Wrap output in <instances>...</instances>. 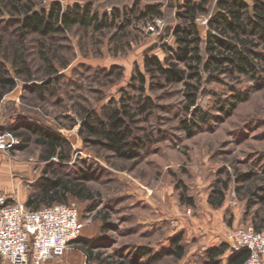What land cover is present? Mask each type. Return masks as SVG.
Here are the masks:
<instances>
[{
	"label": "rangeland",
	"instance_id": "rangeland-1",
	"mask_svg": "<svg viewBox=\"0 0 264 264\" xmlns=\"http://www.w3.org/2000/svg\"><path fill=\"white\" fill-rule=\"evenodd\" d=\"M52 1L35 0L36 9L47 8ZM58 1L66 6L75 0ZM183 1H96L94 7L100 13L117 8L122 14L133 6L143 10L145 5L156 4L162 15L140 20L131 15V23L125 32H120L117 30L122 20L120 14L110 28L101 31L73 28L49 38L57 51L56 75L47 76L43 71L38 37H26L25 55L33 77L30 81L17 78L15 87L3 96L0 130L14 134L12 127L33 122L59 134L68 146L49 160L44 148L33 140L23 148L1 151V157L11 166L10 194L25 205L23 198L35 192L40 178L52 177L50 170H55L57 175L72 178V183L88 195L84 199H69L68 203L76 204L82 224L80 237L89 239L90 247L73 243L62 257L44 264L128 260L133 259L137 248H147L151 253L138 256L135 264H202L206 249L228 244L231 230L253 224L252 213L261 204L252 192L264 195V85L253 87L251 80L237 74H222L218 79L208 80L209 73L204 72L197 105L218 119L201 128L193 127L196 133L192 136L180 122L189 120L195 108L188 114L185 112L183 85L172 83L153 91L146 88L145 95L153 99L156 107L147 117L137 116L138 122L132 125L142 142L139 155L130 160L113 156L92 142L93 138L84 141L79 134L86 113H100L109 102L112 105L119 102L122 95L129 98L128 103L137 97L138 93L128 87L134 67L137 64L143 71L146 52L164 59L161 45H174L171 28L177 22L175 13ZM214 3L215 0L210 3V9H214ZM10 17L7 11L0 15V33L4 31L7 39L13 29L8 26ZM197 22L204 37L205 17ZM148 25L154 30L147 31ZM0 58L3 59L2 52ZM60 62L66 66L59 67ZM261 66L264 75V58ZM6 67L12 73L9 62ZM50 79L45 100H41L30 87ZM245 90H249L248 99L230 115L218 110V101ZM239 174L250 176L238 181ZM81 175L87 178L82 179ZM225 182L227 185L223 187ZM219 188L224 189V202L214 208L209 199L217 195ZM178 234L182 236V258L165 255L154 259ZM226 254L222 256V264ZM0 264L6 263L0 258Z\"/></svg>",
	"mask_w": 264,
	"mask_h": 264
},
{
	"label": "trees",
	"instance_id": "trees-1",
	"mask_svg": "<svg viewBox=\"0 0 264 264\" xmlns=\"http://www.w3.org/2000/svg\"><path fill=\"white\" fill-rule=\"evenodd\" d=\"M96 1L102 0H75L71 4L62 6L58 0L52 1L47 8L36 9L35 0H0V15L7 11L10 14L9 27H13L10 38L7 39L4 31L0 33V101L3 96L16 85V79L30 81L33 77L32 67L27 62L25 55L26 37L36 35L38 37V56L44 65V73L47 76L56 75L57 67L54 61L57 59V51L52 48L49 38L63 35L73 28L92 29L101 31L115 25V20L120 17V11L112 8L110 13H100L94 7ZM213 0H184L177 8L175 17L177 22L171 28L174 45H161L165 57L161 60L156 54L145 53L143 55V71L136 64L130 77L128 87L138 93L132 103L123 95L119 102L103 107L100 113L89 112L83 118L79 134L84 141L100 144L113 156L130 160L139 155L138 147L141 145V137L134 134L132 125L139 119L137 116L147 117L156 107L153 99L145 95L146 88L153 91L156 87L164 88L172 83L183 85L185 98V112L190 109L191 118L181 120L182 128L189 136L196 133L193 127L201 128L209 125L212 119H218L217 115L204 111L197 105L198 92L204 72H208V80L218 79L222 74L245 77L251 80L253 87L264 85V75L261 60L264 58V0H215L214 9H210ZM137 13V14H136ZM131 15L136 19H145L148 16L159 17L161 9L156 4L145 5L143 10L132 7L121 14L122 20L117 24V30L125 32L131 23ZM205 17L206 30L201 36L198 27V18ZM5 30L6 28H2ZM262 46V47H261ZM259 47H261L259 49ZM12 67V73L6 67V62ZM66 63H59V67H65ZM236 76V75H235ZM52 80L45 84L32 85L31 91L45 100L44 93ZM124 91V90H123ZM249 90L237 91L229 97L221 99L218 110L230 115L237 106L248 99ZM132 105L134 107H132ZM23 129V130H22ZM14 134L20 139L17 148H23L30 140L44 148L45 158L50 159L55 154L68 146L67 141L56 132L50 131L33 122H23L12 127ZM13 150V149H12ZM61 158L65 156L60 155ZM52 165V163L50 164ZM49 165V166H50ZM52 177H41L37 183L35 192H31L25 206L31 210H37L54 203H68L69 199H84L88 195L78 184L72 183L69 176L57 175L55 170H50ZM250 175L239 174L237 180H245ZM82 179L87 175H81ZM227 183L223 184L226 187ZM264 190V184L263 188ZM224 189L216 190L217 195L210 197L209 203L218 208L224 202ZM259 200L261 207L253 211L251 226L256 231L264 228V195L252 192ZM183 195L180 199L183 200ZM250 199V198H249ZM248 199V200H249ZM187 201L191 202L188 198ZM250 208L247 204L246 211ZM181 234L170 239V246L162 249L154 259L165 255L175 256L180 259L184 255L181 245ZM73 243H81L86 248L90 247L89 239L79 237ZM229 250V252H228ZM226 252H228L226 254ZM151 253L147 248H137L133 259H119L114 262L100 260L101 264H135L138 256ZM87 254L92 252L87 249ZM226 254L223 264H244L248 257V250L230 249L227 243H221L210 247L204 252L202 264H222V256ZM152 257V256H151Z\"/></svg>",
	"mask_w": 264,
	"mask_h": 264
},
{
	"label": "built area",
	"instance_id": "built-area-1",
	"mask_svg": "<svg viewBox=\"0 0 264 264\" xmlns=\"http://www.w3.org/2000/svg\"><path fill=\"white\" fill-rule=\"evenodd\" d=\"M154 27L148 25L147 31ZM18 138L0 130V151L7 153ZM82 224L75 203H54L37 210L0 192V258L6 264H44L62 257L81 234ZM233 250L246 248L244 264H264V232L253 226L236 227L228 235Z\"/></svg>",
	"mask_w": 264,
	"mask_h": 264
},
{
	"label": "crops",
	"instance_id": "crops-1",
	"mask_svg": "<svg viewBox=\"0 0 264 264\" xmlns=\"http://www.w3.org/2000/svg\"><path fill=\"white\" fill-rule=\"evenodd\" d=\"M10 171H11L10 163L6 162L0 155V192H3L8 196L12 197V195L10 194L11 190L9 184ZM25 201L26 198H23V202Z\"/></svg>",
	"mask_w": 264,
	"mask_h": 264
}]
</instances>
